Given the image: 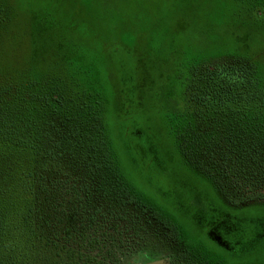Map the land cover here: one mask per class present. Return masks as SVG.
Returning a JSON list of instances; mask_svg holds the SVG:
<instances>
[{
  "label": "trees",
  "instance_id": "trees-1",
  "mask_svg": "<svg viewBox=\"0 0 264 264\" xmlns=\"http://www.w3.org/2000/svg\"><path fill=\"white\" fill-rule=\"evenodd\" d=\"M31 2L0 0V264H121L96 245L117 244L110 224L128 219L162 238L170 264H264V217L239 212L264 202L261 42L190 67L180 108L154 101L162 72L108 106L62 48L57 68L40 54Z\"/></svg>",
  "mask_w": 264,
  "mask_h": 264
},
{
  "label": "rangeland",
  "instance_id": "rangeland-1",
  "mask_svg": "<svg viewBox=\"0 0 264 264\" xmlns=\"http://www.w3.org/2000/svg\"><path fill=\"white\" fill-rule=\"evenodd\" d=\"M254 4L256 0H32L24 20L40 32L37 43L47 44L40 54L50 49L55 65L56 47L62 48L68 74L101 93L108 106L130 89L133 79L144 86L158 72L170 75L164 94L153 96L168 113L183 106L182 80L190 67L231 53L244 55L246 42H261L264 48V35L251 33L255 26L264 29V22L255 25L249 18ZM239 212L245 218L264 217V202L242 205ZM119 223L120 233H115L116 222L110 224L117 244L100 240L96 252L117 255L121 264H170L161 237L145 233L141 223L130 219Z\"/></svg>",
  "mask_w": 264,
  "mask_h": 264
}]
</instances>
